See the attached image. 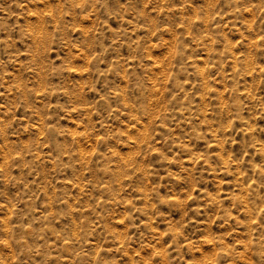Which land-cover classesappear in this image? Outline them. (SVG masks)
Masks as SVG:
<instances>
[{
    "label": "rangeland",
    "instance_id": "1",
    "mask_svg": "<svg viewBox=\"0 0 264 264\" xmlns=\"http://www.w3.org/2000/svg\"><path fill=\"white\" fill-rule=\"evenodd\" d=\"M0 264H264V0H0Z\"/></svg>",
    "mask_w": 264,
    "mask_h": 264
}]
</instances>
